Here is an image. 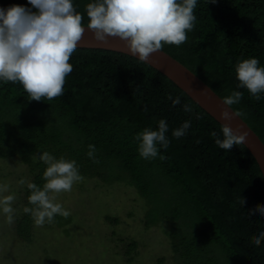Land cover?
Masks as SVG:
<instances>
[{
	"label": "trees",
	"instance_id": "1",
	"mask_svg": "<svg viewBox=\"0 0 264 264\" xmlns=\"http://www.w3.org/2000/svg\"><path fill=\"white\" fill-rule=\"evenodd\" d=\"M91 2L72 0L84 25L89 20L85 6ZM14 5L38 11L28 0H0L2 9ZM193 14L197 19L187 33L188 40L179 47L165 44L161 50L222 99L233 91L242 92L240 103L231 108L264 143V94L257 101L246 88L238 87L235 71L238 62L249 58H258V67H264V0H197ZM69 63L73 70L66 77L64 95L52 100H32L19 82L0 81V159L24 164L29 182L41 188L47 167L39 159L43 152L75 160L81 176L97 177L107 184L123 170L127 183L149 202L153 178L161 176L176 190L181 203L189 205L192 219L187 242L192 248L200 244L199 259L207 247L214 246L231 264H264V241L257 247L251 240L264 232V218L259 212L248 214L257 205L264 206V180L245 146L220 149L210 132L216 131L222 139L221 125L165 75L137 58L77 47ZM169 94L179 96L181 104L173 106ZM185 104L191 112L183 110ZM161 119L168 124L169 147L161 148L154 159H143L136 136L145 128L158 130ZM187 120H191L187 134L173 137V130ZM89 144L97 149L98 164L87 155ZM161 155L166 158L161 160ZM22 192L26 207L33 208L27 184ZM238 198L245 203L241 205ZM154 209L144 208L146 227L156 221ZM21 214L15 232L27 243L34 218L24 209ZM63 219L57 214L53 223L59 226ZM105 219L119 222L117 217ZM128 242L132 252L136 243ZM184 255L192 259L190 252Z\"/></svg>",
	"mask_w": 264,
	"mask_h": 264
},
{
	"label": "clouds",
	"instance_id": "2",
	"mask_svg": "<svg viewBox=\"0 0 264 264\" xmlns=\"http://www.w3.org/2000/svg\"><path fill=\"white\" fill-rule=\"evenodd\" d=\"M37 9L32 12L24 6L14 5L7 9L0 8V81L19 82L32 100L42 98L52 100L64 95L66 77L72 72L69 60L76 51L86 31L83 15L76 11L72 0H28ZM197 0H94L85 6L89 18L87 30L93 33V39L106 43L108 37H119L126 41L129 51L138 54L141 62H146L150 54L161 50L165 44L179 47L188 40L187 33L195 26L196 16L193 10ZM258 58L244 59L237 63L235 71L240 88H246L251 96L259 101L264 94V67H258ZM243 97L240 91H233L224 97L222 103L231 109L239 104ZM168 99L173 106L180 105L179 96ZM185 112H191L190 105H183ZM240 113L223 110L220 118L231 121ZM199 119V114H197ZM191 120L173 130L172 136L179 139L187 134ZM169 131L166 120L158 122V130L145 128L136 136L139 141L138 152L143 159H154L159 150L167 149L170 141L166 136ZM223 138L216 131L210 135L215 144L224 150L233 145L244 144L247 132L235 131L222 124ZM95 145H88V157L93 163L96 158ZM165 159L163 155L159 157ZM39 159L47 165L43 173L46 183L43 188L35 183H27L31 195L28 200L33 208H25L31 213L37 226L46 222L53 223L54 216L67 218L71 213L60 203H55V196L50 193L70 192L75 182L83 180L75 160L57 159L48 152H43ZM21 184L25 181L21 180ZM8 185H0V192H6ZM15 197L6 195L0 199V207L6 214L9 224L13 222ZM243 205L245 200L238 198ZM259 212L264 216V206L257 205L249 210V216ZM252 243L259 247L264 241V232L254 235Z\"/></svg>",
	"mask_w": 264,
	"mask_h": 264
},
{
	"label": "rangeland",
	"instance_id": "3",
	"mask_svg": "<svg viewBox=\"0 0 264 264\" xmlns=\"http://www.w3.org/2000/svg\"><path fill=\"white\" fill-rule=\"evenodd\" d=\"M118 173L111 184L82 176L70 192L50 193L55 203L70 211L69 219L59 226L49 223L48 228L34 222L31 240L25 243L15 226L26 207L22 188L30 178L24 164L0 159V185H8L0 199L15 197L11 224L0 207V264H231L214 246L207 247L200 259V244L188 246L192 212L163 177L154 176L149 202L127 183L125 171ZM148 206L155 208L156 221L146 227L142 219ZM106 216L117 217L118 224L107 222ZM113 231L116 234L111 236ZM129 239L136 243L132 252ZM189 252L191 260L184 255Z\"/></svg>",
	"mask_w": 264,
	"mask_h": 264
},
{
	"label": "water",
	"instance_id": "4",
	"mask_svg": "<svg viewBox=\"0 0 264 264\" xmlns=\"http://www.w3.org/2000/svg\"><path fill=\"white\" fill-rule=\"evenodd\" d=\"M84 26L86 31L77 47L111 50L139 59L138 54L133 55L129 51L126 41L119 37H108L106 43L97 42L93 39V33L87 30V25ZM145 63L170 79L221 126L228 124L234 131L239 128L241 132H247L248 136L243 145L255 159L264 180V143L240 116H233L231 121L220 118V113L223 110L236 113L232 108L229 109L222 103L223 99L220 96L192 71L163 50L150 54Z\"/></svg>",
	"mask_w": 264,
	"mask_h": 264
}]
</instances>
